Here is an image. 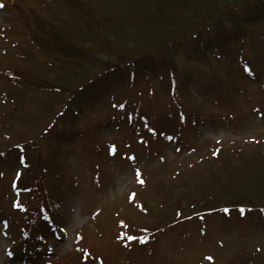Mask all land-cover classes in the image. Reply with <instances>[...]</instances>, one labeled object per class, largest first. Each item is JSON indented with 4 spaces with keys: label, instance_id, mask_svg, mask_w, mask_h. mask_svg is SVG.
Returning a JSON list of instances; mask_svg holds the SVG:
<instances>
[{
    "label": "rangeland",
    "instance_id": "rangeland-1",
    "mask_svg": "<svg viewBox=\"0 0 264 264\" xmlns=\"http://www.w3.org/2000/svg\"><path fill=\"white\" fill-rule=\"evenodd\" d=\"M70 1L0 0V264H264L259 210L168 222L208 188H264V24L219 45L223 22L136 75L106 72L108 47L125 54L148 25L119 0ZM59 45L95 57L79 92Z\"/></svg>",
    "mask_w": 264,
    "mask_h": 264
},
{
    "label": "trees",
    "instance_id": "trees-1",
    "mask_svg": "<svg viewBox=\"0 0 264 264\" xmlns=\"http://www.w3.org/2000/svg\"><path fill=\"white\" fill-rule=\"evenodd\" d=\"M53 1V0H52ZM67 6L72 5L70 0H54ZM122 4H126L130 10L127 12L131 19L130 22L136 26L143 20L148 25L147 28L139 35H129L121 39V44H125L128 48L125 54L115 55L116 48L108 47L106 54L113 56L114 61L105 62L104 70L115 67H123L132 69L136 75L144 66H151L152 58L155 54H159L168 50L176 49V46L182 45L192 40H199L201 33L205 30H212L223 25V22L232 23L233 31L230 34H225L219 40V45L229 42L230 40L239 38L238 35H243L247 27H260L264 24V6L253 14H250L252 7L262 6L264 0H119ZM125 5V6H126ZM135 10L147 12L141 19V13H135ZM50 23L42 26L44 31ZM105 26L104 32L107 36H111L112 30L110 26ZM47 26V27H46ZM51 26L50 29H52ZM41 32V31H40ZM47 36L49 33H45ZM123 35L122 32L119 33ZM41 38L40 33L34 34L35 40L38 41L40 48L46 50L54 49V40H47L48 37ZM128 39V40H127ZM124 45V46H125ZM66 45H59L58 51H62L64 58L61 64L75 66V74H72L73 81L79 87L74 91L82 90L86 83H92L94 74L91 69H88L87 63L95 58L89 52H75L74 48L67 49ZM105 49L107 48L104 45ZM198 51L206 50L202 46H196ZM221 48V47H220ZM219 48V50H220ZM194 49V50H195ZM109 52V53H107ZM109 56V57H110ZM110 60V59H109ZM111 61V60H110ZM163 62V63H162ZM171 57L166 55L164 61L160 62L159 69L164 71V68L172 66ZM87 66V67H86ZM94 67V66H91ZM146 69V68H145ZM147 70V69H146ZM174 69L170 68L169 72L173 73ZM149 71V70H148ZM82 83V85H80ZM171 89L174 88V81L171 80ZM57 91L70 94V99L74 95L71 89L65 88L63 84H57ZM79 92V91H78ZM46 170V167H43ZM249 186V185H248ZM36 187V186H35ZM242 188V189H240ZM239 184H228L227 188L216 186L208 188L206 194L190 195V201L185 207L178 211L172 221L183 219L186 215L205 213L208 210H215L222 207H245L251 210H264V188H256L253 191ZM38 189V188H37ZM40 192V190H39ZM179 201V200H175ZM27 205V203H25ZM25 205V206H26ZM147 229V228H146Z\"/></svg>",
    "mask_w": 264,
    "mask_h": 264
},
{
    "label": "snow or ice",
    "instance_id": "snow-or-ice-1",
    "mask_svg": "<svg viewBox=\"0 0 264 264\" xmlns=\"http://www.w3.org/2000/svg\"><path fill=\"white\" fill-rule=\"evenodd\" d=\"M0 7H3V5H0ZM244 71H245V72H251V69H250L247 65H245V66H244ZM120 107H123V105H120ZM109 151H110V153H114V151H115L114 147L111 148V149H109ZM21 162H23V160H22ZM137 175H139V173H137ZM139 182H140L141 184L144 183L143 180H140ZM121 223H123V221H121ZM128 239H129V240H132V239H134V237L129 236ZM257 251H259V249H257ZM85 258H87V253H85ZM207 259H208V260H211L212 257L209 256V257H207Z\"/></svg>",
    "mask_w": 264,
    "mask_h": 264
}]
</instances>
